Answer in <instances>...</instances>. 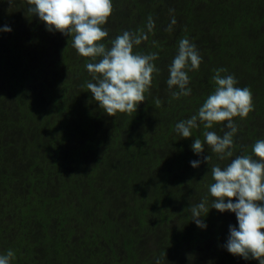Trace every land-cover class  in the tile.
I'll use <instances>...</instances> for the list:
<instances>
[{
  "label": "trees",
  "instance_id": "16d2710c",
  "mask_svg": "<svg viewBox=\"0 0 264 264\" xmlns=\"http://www.w3.org/2000/svg\"><path fill=\"white\" fill-rule=\"evenodd\" d=\"M28 7L0 0V29H12L0 31V254L12 250L11 264H259L225 248L234 213L210 209L202 229L190 208L205 198L211 206L213 165L264 139V0H113L103 42L147 32L152 17L134 52L157 53L160 69L137 111L114 117L86 87L91 58ZM185 38L202 63L188 72L191 94L174 99L168 67ZM219 68L250 88L254 103L247 118H234L233 157L224 160L191 145L205 131L223 135L226 122L200 123L189 138L175 132L213 92Z\"/></svg>",
  "mask_w": 264,
  "mask_h": 264
},
{
  "label": "clouds",
  "instance_id": "9594fccd",
  "mask_svg": "<svg viewBox=\"0 0 264 264\" xmlns=\"http://www.w3.org/2000/svg\"><path fill=\"white\" fill-rule=\"evenodd\" d=\"M10 5L12 0H6ZM27 11L45 24L46 31L59 32L72 40V48L78 55L91 58L85 65L92 75L86 87L100 108L110 116L117 113H135L140 103L145 102L153 74L160 69L154 61L157 53L134 52V47L148 39V33L155 28L152 17H148L147 32L124 30L105 44L109 30L104 27L114 11L113 0H27ZM176 23L173 17L166 31L172 30ZM4 26L0 31L10 32ZM155 43V42H154ZM202 57L194 43L189 39L179 41L177 53L168 67L166 84L172 98L179 99L191 94L189 71L197 70ZM226 69L215 70V88L207 96L196 114L175 124V132L181 138L192 137V130L203 123L205 129L226 122L223 135L215 131H205L204 141L196 138L191 145L192 151L200 156L205 144L220 160L233 157L234 135L238 126L234 118L245 119L254 111L253 94L248 87H238L232 74L222 75ZM161 106V100L155 99ZM203 162L211 160L203 156ZM201 160L190 161L193 168L199 167ZM213 183L208 192L213 198L208 206L207 198L190 208L192 220L199 228H206L203 222L210 209L221 213L235 214L236 226L229 225L226 250L245 260L254 259L264 264V139H257L251 147V154L238 155L230 163L211 168ZM15 253L8 250L0 254V264H11ZM156 264H160L157 259Z\"/></svg>",
  "mask_w": 264,
  "mask_h": 264
}]
</instances>
